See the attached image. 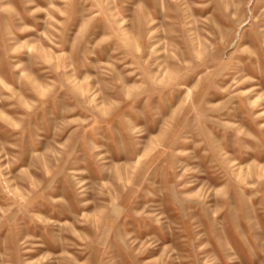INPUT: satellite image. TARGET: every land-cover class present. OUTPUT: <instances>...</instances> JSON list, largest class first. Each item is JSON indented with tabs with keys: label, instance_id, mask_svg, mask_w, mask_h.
Returning a JSON list of instances; mask_svg holds the SVG:
<instances>
[{
	"label": "rangeland",
	"instance_id": "374dc122",
	"mask_svg": "<svg viewBox=\"0 0 264 264\" xmlns=\"http://www.w3.org/2000/svg\"><path fill=\"white\" fill-rule=\"evenodd\" d=\"M0 264H264V0H0Z\"/></svg>",
	"mask_w": 264,
	"mask_h": 264
}]
</instances>
